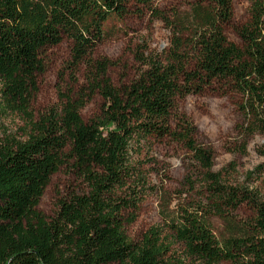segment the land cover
<instances>
[{
    "label": "trees",
    "instance_id": "obj_1",
    "mask_svg": "<svg viewBox=\"0 0 264 264\" xmlns=\"http://www.w3.org/2000/svg\"><path fill=\"white\" fill-rule=\"evenodd\" d=\"M132 12L161 21L168 44L135 52V77L117 86L107 75L110 61L91 54L105 23ZM232 22V0H191L184 11L156 0H0V112L24 119L19 137L0 139V264H264V199L212 170V148L180 108L206 89L232 93L244 144L264 136V0H248L246 20L233 28L240 44L225 34ZM64 38L85 82L34 116L42 52ZM93 94L103 103L84 120L80 109ZM161 143L189 153L200 178L188 174L182 185L193 191L198 182L199 198L162 203L160 223L133 240L124 229L134 219L127 210L149 187L136 161ZM256 152L263 161L254 170L264 173V141ZM62 166L86 189L60 198L46 217L38 203ZM243 203L253 217L238 224L231 213ZM211 215L228 235L214 234Z\"/></svg>",
    "mask_w": 264,
    "mask_h": 264
},
{
    "label": "rangeland",
    "instance_id": "obj_2",
    "mask_svg": "<svg viewBox=\"0 0 264 264\" xmlns=\"http://www.w3.org/2000/svg\"><path fill=\"white\" fill-rule=\"evenodd\" d=\"M191 0H156L162 9L175 8L184 11ZM233 22L225 28L227 38L240 44L234 26L247 18L248 0H232ZM148 13H130L123 19L111 18L104 26L103 40L92 51L94 59L106 57L110 61L107 75L114 85L128 83L135 77L140 65L134 54L138 51L163 50L168 44V28L159 20L150 19ZM71 41L64 38L56 45L44 48L42 52L43 70L37 75V89L30 101V111L34 116L59 105L60 92H75L84 84V66H73L70 57ZM237 98L232 93L222 94L214 89L188 95L180 103V108L191 117L198 130V138L208 144L213 151L212 170L221 173L224 182L231 186L256 188L264 199V173L256 172V165L263 158L256 152L264 141L263 135L252 136L245 144L238 133L241 117ZM103 99L93 94L80 109L84 120L95 117ZM24 125L22 115L0 112V139L6 135L19 137ZM140 171L146 175L147 189L141 192L136 208L127 212L134 219L124 227L129 238L137 240L151 226L160 223L162 203L170 201L172 207L177 201L199 198V183L193 191L183 186L185 176L194 175V163L188 152L174 143H161L143 153L136 161ZM86 186L67 166L60 167L52 174L38 203V209L46 216L57 210L60 198L72 191L85 190ZM164 200V201H163ZM232 220L240 224L253 217V211L246 203L231 213ZM210 226L220 238L228 235V227L216 215L210 216ZM176 248V245L174 246Z\"/></svg>",
    "mask_w": 264,
    "mask_h": 264
}]
</instances>
